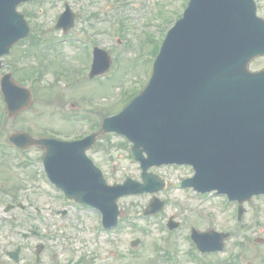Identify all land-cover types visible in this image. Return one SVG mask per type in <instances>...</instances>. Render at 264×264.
Segmentation results:
<instances>
[{
  "label": "rangeland",
  "instance_id": "1",
  "mask_svg": "<svg viewBox=\"0 0 264 264\" xmlns=\"http://www.w3.org/2000/svg\"><path fill=\"white\" fill-rule=\"evenodd\" d=\"M65 1L77 14L75 25L67 35L89 46L76 42L78 49L72 39L52 43L62 37L54 24ZM168 1L39 0L20 5L18 9L25 14L30 27L29 35L13 45L9 55L1 58L0 75L11 71L14 79L29 86L33 100L27 110L13 119L7 118L1 109L0 141L22 130L36 137L45 133L62 138L79 137L88 133L93 121L98 122L121 110L130 99L124 98L128 93L126 89L141 90L143 79L150 72L152 60L148 57L153 56L154 43L149 36L153 41L162 39L185 3ZM173 11L177 12L176 17L170 16ZM94 45L111 54V75L88 78L89 53ZM263 66L264 56L255 59L250 68ZM28 70H33L31 77L26 73ZM124 140L116 134H104L87 150V155L111 184L121 183L126 176L140 180L138 163L133 161L130 144ZM42 154L39 147L29 148L26 152L29 160L25 164L21 162L23 157L0 146V217H16L14 239L20 237L22 229L30 227L48 234L51 247L46 252H61L58 264H66L69 258H84L91 261L90 264H223V260L239 252H244L248 264H264V243L254 242L256 237L264 238V198L261 196L245 205V227L239 230L233 220V204L223 205L219 197L208 199L190 189L168 185L155 193L165 200L166 207L153 218L142 215L152 194L125 196L118 201L122 224L114 231L104 232L100 229L98 214L50 197L38 174L42 170L41 163L35 162ZM150 171L168 184L192 173L188 166H160ZM29 201L37 202L35 205L40 209H44L42 203H45L46 210L37 217L28 207ZM15 202H22L26 209L5 213L6 204ZM170 215H174L180 225L167 234L163 223ZM191 226L229 232L224 252L199 260L192 257ZM5 232L6 228L0 225V233ZM136 238L139 243L132 247L130 243ZM32 242L34 245L39 240L32 239ZM168 253L169 258H165Z\"/></svg>",
  "mask_w": 264,
  "mask_h": 264
},
{
  "label": "water",
  "instance_id": "2",
  "mask_svg": "<svg viewBox=\"0 0 264 264\" xmlns=\"http://www.w3.org/2000/svg\"><path fill=\"white\" fill-rule=\"evenodd\" d=\"M23 1L0 0V53L27 33L15 11ZM71 19L67 12L60 24L68 27ZM259 53H264V22L255 16L252 0H191L162 44L149 85L121 113L79 141L30 143L46 145L49 176L69 198L97 206L107 217L111 213L112 223L120 195L157 189L148 185L145 170L162 162L194 165L196 176L181 185L216 188L239 201L264 193V69L247 70ZM101 54L107 63L98 65ZM108 62L106 53L96 50L91 75L105 70ZM7 94L10 113H16L27 92L19 90L24 97L18 102ZM109 130L133 141L146 183L128 178L123 185L107 186L91 166L84 151Z\"/></svg>",
  "mask_w": 264,
  "mask_h": 264
},
{
  "label": "flooded vegetation",
  "instance_id": "3",
  "mask_svg": "<svg viewBox=\"0 0 264 264\" xmlns=\"http://www.w3.org/2000/svg\"><path fill=\"white\" fill-rule=\"evenodd\" d=\"M258 13L264 18V0H256ZM3 220V218H2ZM25 239L22 243H18L14 246L12 234L5 236L0 233V264H56L53 260L51 252L47 251V246L44 244L43 252H40L37 258L34 248H30V244L26 243ZM19 247L21 254L18 262H14L9 258L8 253ZM30 251V252H26ZM70 264H80L76 260H72Z\"/></svg>",
  "mask_w": 264,
  "mask_h": 264
}]
</instances>
